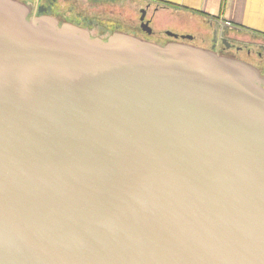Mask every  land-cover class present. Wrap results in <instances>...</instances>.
Masks as SVG:
<instances>
[{
    "label": "water",
    "instance_id": "obj_1",
    "mask_svg": "<svg viewBox=\"0 0 264 264\" xmlns=\"http://www.w3.org/2000/svg\"><path fill=\"white\" fill-rule=\"evenodd\" d=\"M30 14L0 0V264H264L261 71Z\"/></svg>",
    "mask_w": 264,
    "mask_h": 264
},
{
    "label": "rangeland",
    "instance_id": "obj_2",
    "mask_svg": "<svg viewBox=\"0 0 264 264\" xmlns=\"http://www.w3.org/2000/svg\"><path fill=\"white\" fill-rule=\"evenodd\" d=\"M64 1L73 5L76 9L83 10L91 18H94L96 22L100 21V16L105 18L106 22L104 26L106 27V31H108L107 33L123 32L158 44H165L167 40L172 41L173 38L168 34L170 32L189 33L188 35L193 36L192 39L187 40L190 44L202 48H210L212 45V34L209 32V29L204 31L203 27L192 25L190 20L182 16L175 15L174 17V14L162 16L157 12L155 5L150 7L143 0H110L106 4H100V2H93L92 0ZM144 11H146L145 21L149 22L152 33H148L142 28L143 21L141 20V16ZM240 40L243 41V38ZM243 44L244 48L241 50V54H239L240 57H246L245 54L249 55V48L253 52L257 49V44L251 40L247 39L241 45ZM257 51L263 52L264 55V48H259ZM253 55V57H250L251 59L255 58L259 60L260 56L256 57L257 53Z\"/></svg>",
    "mask_w": 264,
    "mask_h": 264
},
{
    "label": "crops",
    "instance_id": "obj_3",
    "mask_svg": "<svg viewBox=\"0 0 264 264\" xmlns=\"http://www.w3.org/2000/svg\"><path fill=\"white\" fill-rule=\"evenodd\" d=\"M164 16L174 14L213 35L214 25L230 23L233 36L264 45V0H143ZM159 7V8H157ZM207 28V29H206ZM189 34V33H188ZM192 34V33H190ZM194 35V34H193ZM195 37V36H194Z\"/></svg>",
    "mask_w": 264,
    "mask_h": 264
},
{
    "label": "flooded vegetation",
    "instance_id": "obj_4",
    "mask_svg": "<svg viewBox=\"0 0 264 264\" xmlns=\"http://www.w3.org/2000/svg\"><path fill=\"white\" fill-rule=\"evenodd\" d=\"M92 1L100 2V4H106L107 1H110V0H92ZM22 2L27 3L29 5L31 9V14H30L31 16L53 17L57 19L60 24L71 23V24L77 25L79 27L89 30L93 36L100 37L103 39H106L112 33V32L107 33L108 31H106V27L104 26L106 22L105 18L100 16V21L96 22L94 18H91L88 14L83 12V10H80L79 8L76 9L73 5L66 3V1L64 0H22ZM145 12H143L142 16L145 15ZM143 23L144 21L142 22V25ZM175 33L179 34L180 36L184 34V33H179V32H175ZM214 37L215 36L213 32V35L211 37L212 45L210 46V48L213 45H215L216 46L215 50L219 54L228 55L231 57H236V58L245 60L249 62L250 64L254 65L255 67H257L261 71V73L264 75V55H263V52L257 51L259 48L260 49L264 48V45L257 46V49H255L254 52L249 48L248 54L251 56L245 54L246 57H240L239 54H241V50H238L237 48L239 49L242 48L241 44L244 43V40L241 41L238 39L239 41H234L231 39H227L226 42H223L222 40H218L217 42L213 43ZM177 40L189 43L187 40H183V39H177ZM169 41L170 40H167L166 43ZM252 53L253 54L257 53L256 57H258L259 55L260 56L259 60L258 59L256 60L255 58H252L253 59L252 60L250 58L254 56Z\"/></svg>",
    "mask_w": 264,
    "mask_h": 264
}]
</instances>
